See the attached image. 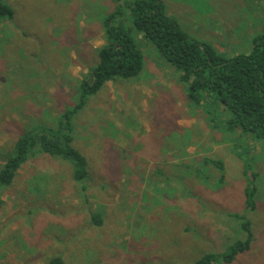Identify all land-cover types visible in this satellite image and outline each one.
Instances as JSON below:
<instances>
[{
  "label": "rangeland",
  "instance_id": "1",
  "mask_svg": "<svg viewBox=\"0 0 264 264\" xmlns=\"http://www.w3.org/2000/svg\"><path fill=\"white\" fill-rule=\"evenodd\" d=\"M133 1L1 0L13 16L0 19V166L20 135L54 128L78 102L104 18L121 7L132 28ZM162 2L191 38L225 58L248 54L262 32L264 0ZM131 33L140 73L106 82L71 118L87 176L75 181L69 162L31 150L0 185V264H193L244 240L240 221L250 224V248L212 264H264V138L228 131V112L210 96L190 102L177 68ZM204 157L221 160L223 171Z\"/></svg>",
  "mask_w": 264,
  "mask_h": 264
},
{
  "label": "trees",
  "instance_id": "2",
  "mask_svg": "<svg viewBox=\"0 0 264 264\" xmlns=\"http://www.w3.org/2000/svg\"><path fill=\"white\" fill-rule=\"evenodd\" d=\"M127 9L132 28L122 22L121 7L106 15L104 43L98 49V61L89 69L88 78L80 82L78 102L62 112L54 128L41 127L17 138L12 153L0 166V185H8L13 180L31 150L69 162L75 181L87 176L86 158L73 145L71 118L83 106L85 98L96 93L106 82L115 78L128 79L140 73L143 53L132 30L141 33L154 45L161 58L177 68L179 81L185 86L190 102L200 106L210 96L217 112H228L225 123L228 131L240 128L256 138H264V24L262 32L251 38L248 54L238 53L225 58L208 43L191 38L176 19L165 12L162 0H134ZM12 16V9L0 0V19ZM202 162L223 171L221 160L204 157ZM254 176L252 173V179ZM244 191L245 204L253 207L254 187L249 185ZM92 217L96 222L94 215ZM236 218L241 220L239 215ZM240 222L247 233L244 240H234L221 253H206L193 264H212L220 259L231 262L237 254L248 250L252 240L250 224ZM60 262L59 257H54L47 264Z\"/></svg>",
  "mask_w": 264,
  "mask_h": 264
}]
</instances>
